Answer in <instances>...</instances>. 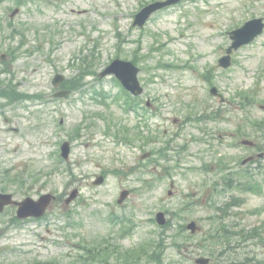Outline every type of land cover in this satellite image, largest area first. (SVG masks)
Returning <instances> with one entry per match:
<instances>
[{
  "label": "rangeland",
  "instance_id": "obj_1",
  "mask_svg": "<svg viewBox=\"0 0 264 264\" xmlns=\"http://www.w3.org/2000/svg\"><path fill=\"white\" fill-rule=\"evenodd\" d=\"M152 1L0 0V189L17 199L57 196L38 219L0 214V264H121L144 252L142 262L153 264H196L201 255L211 264H264V168L253 176L256 192L227 172L244 153L230 145L236 129L264 147V32L229 68L218 64L230 30L264 17V0H182L134 27ZM116 56L140 66L138 99L153 97L156 114L140 120L128 108L137 100L113 76L99 78ZM58 72L72 90L67 98H53ZM211 84L244 112L230 101L214 117ZM202 126L218 130L213 147L197 142ZM220 172L230 182L211 185ZM101 174L105 182L95 185ZM74 188L79 196L66 205ZM125 188L131 194L119 204ZM160 210L165 226L156 222ZM191 220L202 227L197 234L186 227Z\"/></svg>",
  "mask_w": 264,
  "mask_h": 264
},
{
  "label": "water",
  "instance_id": "obj_2",
  "mask_svg": "<svg viewBox=\"0 0 264 264\" xmlns=\"http://www.w3.org/2000/svg\"><path fill=\"white\" fill-rule=\"evenodd\" d=\"M180 0H157L154 1L145 7H143L135 16L134 26L143 27L147 20L151 17L153 13L159 9H163L167 6H170L174 3L179 2ZM19 10H15L12 14L14 16ZM264 29V22L262 18L252 19L245 23L244 26L238 28L230 33L231 39L233 40L231 46L227 50V55L223 56L220 59V65L224 68H228L232 61V52L233 50L239 49L242 45L247 44L253 41ZM140 68L137 67L130 60L115 59L113 60L100 74V77H105L109 74H115L118 79L122 82L124 87L133 92L134 94H141L144 90L141 82L138 78V73ZM65 80L63 74H57L53 80V84L58 87ZM215 91V90H213ZM71 93L70 90H61L55 93V97H67ZM63 155L65 158H69L71 146L70 142H65L63 145ZM104 182V177L99 176L95 181V184H102ZM79 190L74 189L70 196L66 199V204L72 202L78 196ZM129 191L124 190L121 194L119 202H122L128 195ZM55 195L52 193L43 194L38 200L32 197L26 198L24 201L17 202L12 199L11 194H0V211L4 209V206L11 203L18 204V217L27 218V217H41L45 214L48 207L51 205L52 201L55 199ZM166 217L164 212L158 213V222L160 224L166 223ZM192 230L197 229L196 222H192L188 225ZM197 263L208 264L210 259L206 257H199Z\"/></svg>",
  "mask_w": 264,
  "mask_h": 264
},
{
  "label": "flooded vegetation",
  "instance_id": "obj_3",
  "mask_svg": "<svg viewBox=\"0 0 264 264\" xmlns=\"http://www.w3.org/2000/svg\"><path fill=\"white\" fill-rule=\"evenodd\" d=\"M222 92V91H221ZM226 100L224 102H220L221 98L219 96H213V102L217 104V108L214 107L212 108V114L214 117H219L220 114H223L224 112H228L229 108H230V99L225 97ZM137 102H136V106L133 104V108H132V112H135V114L139 117V119L141 120L144 115L145 112L147 113V115L150 114H156L155 109H154V98L153 97H147V100H151V102H144V99H138L136 98ZM245 101V100H244ZM232 102V101H231ZM233 103V102H232ZM240 100L236 103H233L234 105H232V107L234 109H237L239 111H242V113L244 112L243 108L239 109V104ZM233 116V115H232ZM203 120H205L206 122H210V113L205 114L202 117ZM201 119V120H202ZM188 122V121H187ZM250 124V129L251 130H256V124L254 120H251L249 122ZM199 129L202 131V135L203 138H196L197 142H202L204 143L206 146L210 147V145L212 146L214 140H217V133L218 130L214 131L212 128L210 127H199ZM248 134H250V137H243L241 138L240 136V132L238 129H236L235 132L232 133L231 137V143L230 145L233 146L235 148V150H237L239 152V150L244 151L243 155H241L242 153L239 152L240 156L236 157V160H234V164L236 165V167L232 168L231 170H228L227 172L230 174H234L235 178H236V183L237 184H241L243 179L245 180V185L244 188L246 191H249L252 187V185L255 183V181L253 182V176H255L258 173V170H261L264 168V147L260 144V142L258 141V139H255V135L253 132H247ZM262 135V134H261ZM247 140H249V143H245ZM213 147V146H212ZM204 150H201L195 154V157L198 158L200 160V170L201 171H205L208 163L204 162L202 157L197 156L198 154H203ZM190 157H194V155H188V159H190ZM228 157V156H225ZM221 158H217L216 162H220ZM192 165V164H190ZM223 167H226L222 164H220ZM214 167V166H213ZM190 169L192 170L193 167L190 166ZM261 172V171H259ZM262 173V172H261ZM220 177L216 178V180H214V182L211 184L213 185L214 183L221 181V182H230V179H226L222 178L223 177V172H220ZM210 185V186H211ZM216 187H217V183H216ZM0 192L3 193H8L2 189H0ZM16 195L14 194V197ZM16 198V197H15ZM238 200L235 201H229L226 204H223L222 206H220V208L218 209V212H216V215H222V213L226 212V207L228 206H232V207H236L239 206V202H237ZM244 204V203H243ZM242 204V205H243ZM240 205V206H242ZM11 209L15 215H16V211H17V206L16 205H9L7 207H5L4 213L8 210ZM1 214V213H0ZM10 239V237L8 238ZM11 245V241L9 242H4V247L7 244ZM13 247V246H12ZM140 249L144 250V247H139ZM145 251V250H144ZM137 257V261H134V258H130V257H125L124 256V261L121 264H153V262L151 260H148V262H142V260L144 258H148L146 252L142 253L141 255H136Z\"/></svg>",
  "mask_w": 264,
  "mask_h": 264
},
{
  "label": "trees",
  "instance_id": "obj_4",
  "mask_svg": "<svg viewBox=\"0 0 264 264\" xmlns=\"http://www.w3.org/2000/svg\"><path fill=\"white\" fill-rule=\"evenodd\" d=\"M19 1H20V0H19ZM92 66H93V64H92ZM67 82H68V80H67ZM241 263H243V262H241ZM238 264H240V263H238ZM249 264H251V262H250Z\"/></svg>",
  "mask_w": 264,
  "mask_h": 264
}]
</instances>
